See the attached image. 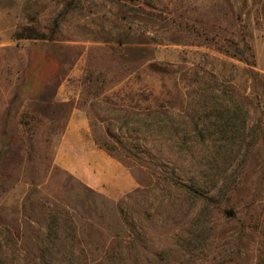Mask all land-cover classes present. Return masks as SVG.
I'll use <instances>...</instances> for the list:
<instances>
[{"label":"rangeland","instance_id":"rangeland-1","mask_svg":"<svg viewBox=\"0 0 264 264\" xmlns=\"http://www.w3.org/2000/svg\"><path fill=\"white\" fill-rule=\"evenodd\" d=\"M74 106L134 193L56 166ZM43 263L264 264V0H0V264Z\"/></svg>","mask_w":264,"mask_h":264},{"label":"crops","instance_id":"crops-1","mask_svg":"<svg viewBox=\"0 0 264 264\" xmlns=\"http://www.w3.org/2000/svg\"><path fill=\"white\" fill-rule=\"evenodd\" d=\"M142 81L136 91L149 88ZM56 166L89 190L112 201L134 193L139 183L133 172L98 143L86 110L74 106L57 149Z\"/></svg>","mask_w":264,"mask_h":264},{"label":"trees","instance_id":"trees-1","mask_svg":"<svg viewBox=\"0 0 264 264\" xmlns=\"http://www.w3.org/2000/svg\"><path fill=\"white\" fill-rule=\"evenodd\" d=\"M22 39H27V40H48L47 37L45 35H26L25 37H23ZM101 147L103 149H105L107 152H109L110 154H112V152L115 150L114 147H111L109 145H102L100 142H98ZM56 218V219H54ZM57 217H51L50 218V223H48V227H47V236L45 237V239L47 240L46 242H48V240H53V239H58V234H59V229L62 231H65L66 228H62L64 227H68V223L65 221L63 223V226H61V222L57 223ZM72 238V237H71ZM48 243H45L44 245L41 244L40 247L37 248L38 250V254H39V260L43 261L45 259V257L47 255L50 254L51 250L53 249V247H51L52 245L49 244V246H47ZM44 264V263H43Z\"/></svg>","mask_w":264,"mask_h":264}]
</instances>
